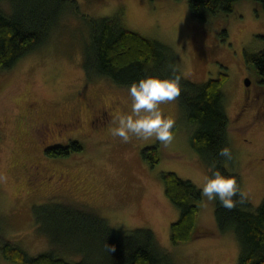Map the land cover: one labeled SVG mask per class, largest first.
Masks as SVG:
<instances>
[{"label":"rangeland","instance_id":"rangeland-1","mask_svg":"<svg viewBox=\"0 0 264 264\" xmlns=\"http://www.w3.org/2000/svg\"><path fill=\"white\" fill-rule=\"evenodd\" d=\"M77 6L78 13L64 12L42 46L0 71V176L6 177L0 181V240L18 243L29 254L53 248L72 260L82 254L93 264L106 263L108 253L85 228L49 217L62 207L46 206L47 218L36 224L34 208L57 202L93 212L116 230L151 227L168 264H236V233L219 229L214 201L204 206L202 196L196 221L212 232L171 239L179 211L165 195L161 172L174 170L196 184L208 175L204 155L191 144L197 123L186 118L179 101L162 105L163 114L175 120V140L168 148L159 143L160 159L150 164L141 150L157 140L132 137L124 143L109 131L116 113L130 111V85L85 72L81 60L90 18L117 16L125 26L171 46L181 68L189 70L187 77L199 82L225 71L228 78L221 88L235 161L224 165L239 171L255 208L264 197V98L244 50L264 45L258 36L264 32L263 6L257 0H236L229 12L205 20L193 16L188 0H77ZM103 108L109 110V121L102 126L90 122ZM74 141L82 143L81 149ZM59 145L67 147L66 155L45 151ZM0 264L23 263L0 251Z\"/></svg>","mask_w":264,"mask_h":264},{"label":"trees","instance_id":"trees-1","mask_svg":"<svg viewBox=\"0 0 264 264\" xmlns=\"http://www.w3.org/2000/svg\"><path fill=\"white\" fill-rule=\"evenodd\" d=\"M188 1L193 16L205 20L219 11L229 12L236 0ZM257 1L264 8V0ZM3 2L7 3V8H3ZM70 9L72 12H79L77 0H0V71L10 68L22 55L42 46L64 12ZM88 28L89 40L85 49L83 48L81 60L85 72L91 70L106 75L119 84L131 85L145 76H171L172 72L166 68L168 64H174L183 70L181 59L171 46L125 26L120 17L90 18ZM221 32L227 34L224 28ZM258 36L264 38V32ZM244 55L246 65L256 70V86L260 90L259 95L263 94L264 98V45L257 50H244ZM227 78V73L223 70L218 76L205 81L182 78V92L178 101L186 118L197 123L192 131L191 144L204 155L208 175L211 174L210 167L215 163L216 169L222 174L235 176L242 188L239 171L228 169L224 165L225 159L217 155L222 147L227 146L232 153L229 161H235L227 137L229 121L225 110L224 89L221 88ZM175 129L176 123L173 132ZM72 145L77 149L82 147V143L78 141L72 142ZM45 151L53 155H66L69 150L66 146L59 145L48 146ZM141 151L142 157L150 164H155L160 159L158 141L147 144ZM161 178L165 195L179 211L170 227L172 241L189 240L212 232L210 228H202L201 223L196 221L201 198L197 184L171 169L162 171ZM43 205L34 208L36 224L47 218L48 213L43 212L49 211H42L46 206L53 209L65 208V215L61 208L55 214L49 213V217L55 221L67 219L70 223L85 228L108 253V260L104 264H168L167 255L151 227L141 225L128 231L116 230L103 217L93 212L81 211L75 205L72 209L57 202ZM214 209L219 229L231 228L236 233L239 255L235 263L264 264V197L255 208L251 207V201L247 198L245 204L238 205L233 210L222 207L219 200H216ZM110 246H115V252L110 250ZM0 251L5 257L23 264H93L89 259L82 258V254L80 258L72 260L53 248L29 254L20 244L9 239L0 240Z\"/></svg>","mask_w":264,"mask_h":264},{"label":"clouds","instance_id":"clouds-1","mask_svg":"<svg viewBox=\"0 0 264 264\" xmlns=\"http://www.w3.org/2000/svg\"><path fill=\"white\" fill-rule=\"evenodd\" d=\"M172 72L169 77L145 76L134 81L128 87L130 98V111L118 112L112 118L109 131L113 137H118L122 142L128 143L132 137L142 140H157L163 147H170L174 140L173 128L175 120L163 114L162 105L172 104L178 101L181 92V80L189 75L187 68L180 69L174 64L166 65ZM218 156L225 161L232 159L229 147H222ZM210 175H205L202 182L197 183L204 206L208 202L219 200L222 207L233 210L238 205L247 202L248 193L237 182L235 176H226L216 169L215 163L210 167ZM6 177L0 176V181ZM115 252V246H110Z\"/></svg>","mask_w":264,"mask_h":264},{"label":"flooded vegetation","instance_id":"flooded-vegetation-1","mask_svg":"<svg viewBox=\"0 0 264 264\" xmlns=\"http://www.w3.org/2000/svg\"><path fill=\"white\" fill-rule=\"evenodd\" d=\"M101 117H103V119H101ZM109 117H110L109 110L107 108H103V109L99 110V114L95 115V117L90 119V122L97 120V121H100L99 123L102 126L103 124H106L109 121ZM58 123L60 124V122H58ZM61 124H63V125L71 124V127L75 126V123L72 124L71 122H69V123L64 122ZM77 125H79V124H77Z\"/></svg>","mask_w":264,"mask_h":264},{"label":"water","instance_id":"water-1","mask_svg":"<svg viewBox=\"0 0 264 264\" xmlns=\"http://www.w3.org/2000/svg\"><path fill=\"white\" fill-rule=\"evenodd\" d=\"M244 81H245L246 84H249L250 81H251V78L246 75L245 78H244Z\"/></svg>","mask_w":264,"mask_h":264}]
</instances>
